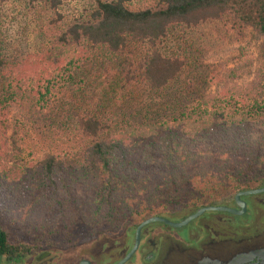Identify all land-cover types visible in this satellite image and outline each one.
I'll list each match as a JSON object with an SVG mask.
<instances>
[{
    "label": "trees",
    "instance_id": "1",
    "mask_svg": "<svg viewBox=\"0 0 264 264\" xmlns=\"http://www.w3.org/2000/svg\"><path fill=\"white\" fill-rule=\"evenodd\" d=\"M48 1L56 9L67 0ZM94 1L91 19L73 23L64 32L63 43L104 48L118 57H128L131 41L148 40L155 51L145 75L155 90L169 86L185 66L181 57L166 56L156 49L174 24L195 25L228 12L264 34V0H162L137 9L123 0ZM33 65L26 59L7 61L0 56V91L6 90L15 101L25 100L34 114L44 113L57 91H69L82 103L58 110L56 118L45 126L30 129L28 123H20L14 131L16 155L25 153L27 143L31 154L46 155L20 181L17 194L27 225L44 226L40 233L46 228L55 232L57 223L37 217V204L46 212H58L67 229L79 223L110 227L163 214L170 206L174 212H186L215 201L219 191L233 193L264 179V65L258 74L260 79L250 89L238 92L241 99L234 107L219 109L212 128L192 133L167 129L147 147L142 158L128 156L121 133L116 134L115 113L107 115L100 109L93 112L85 106L95 104L98 97L88 86L84 91L58 85L56 77L49 78L50 74ZM120 73L128 82L136 79L133 68L123 67ZM7 144L0 128V177L5 180L14 168L4 161ZM3 184L0 180V188ZM79 190L93 195L88 214L78 206ZM43 238L27 240L0 224V256H24L41 247L34 241Z\"/></svg>",
    "mask_w": 264,
    "mask_h": 264
},
{
    "label": "rangeland",
    "instance_id": "2",
    "mask_svg": "<svg viewBox=\"0 0 264 264\" xmlns=\"http://www.w3.org/2000/svg\"><path fill=\"white\" fill-rule=\"evenodd\" d=\"M123 1L137 9L162 0ZM94 8V0H67L56 9L48 0L36 3L0 0V56L7 61L26 59L34 63L33 68L50 74L49 78L56 77L58 85L80 87L84 91L88 86L98 97H95V104L85 106L93 112L100 109L107 111V115L115 113L116 134L121 133L130 158H142L147 147L157 142L167 129L192 133L211 127L216 113L221 112L219 109L234 107L235 101L241 99L238 92L250 89L260 79L258 74L264 65V34L226 12L199 24L177 23L170 27L167 37L156 49L166 56L181 57L185 66L169 86L155 90L145 75L147 62L155 51L148 40L131 41L128 57H118L104 48L88 49L63 43L64 32L75 22L91 19ZM129 62L134 63L131 66ZM123 67L135 70L134 81L128 82L121 76ZM49 103L44 113L34 114L25 100L15 101L6 90L0 91V128L8 141V155L4 161L7 167H14L8 174L9 179L0 177L4 182L0 188V224L9 226L14 235L27 240L43 235L46 238L33 240L41 247H57L87 242L94 234L109 231L123 222L136 223L151 217L122 221L110 227L79 223L67 229L65 219L58 212H46L37 204L35 215L56 222L57 230L51 232L46 228L40 233L39 229L44 226L27 225L20 206L23 202L17 196L18 188L32 165L46 155L31 154L29 143L24 146L25 153L16 155L14 131L20 123H28L30 129L45 126L56 118L54 113L58 110L82 105L77 95L69 91H57ZM230 194L222 190L215 197L221 200ZM76 198L78 206L88 214L92 193L79 190ZM174 210L170 206L163 213ZM175 213L181 212L176 210Z\"/></svg>",
    "mask_w": 264,
    "mask_h": 264
},
{
    "label": "flooded vegetation",
    "instance_id": "3",
    "mask_svg": "<svg viewBox=\"0 0 264 264\" xmlns=\"http://www.w3.org/2000/svg\"><path fill=\"white\" fill-rule=\"evenodd\" d=\"M208 206L228 209L206 210L183 227L162 221L146 224L139 246L123 264H264V179L225 199L154 216L180 222ZM145 219L123 222L87 242L39 247L13 259L0 256V264H119L134 248L137 228Z\"/></svg>",
    "mask_w": 264,
    "mask_h": 264
},
{
    "label": "water",
    "instance_id": "4",
    "mask_svg": "<svg viewBox=\"0 0 264 264\" xmlns=\"http://www.w3.org/2000/svg\"><path fill=\"white\" fill-rule=\"evenodd\" d=\"M251 192H253V191H247L245 193H251ZM239 196L240 195H237V197H236L238 202H240ZM211 209H228V208L223 207V206H221V207H216V206L203 207V208L199 209L196 213L188 216L187 218H185L184 220H182L180 222H173V221H170L169 219L161 217V216H152V217L145 219L137 228L136 244H135L134 248L131 250V252L128 254V256L123 261H121L119 264H123L136 251L137 247L139 246L140 234H141L142 227L145 226L146 224L151 223V222H156V221H162V222H165V223H167L171 226H174V227H183V226L187 225L191 220H193V219L197 218L198 216H200L201 214H203L206 210H211ZM229 210H231L233 212L235 211L233 209H229Z\"/></svg>",
    "mask_w": 264,
    "mask_h": 264
}]
</instances>
